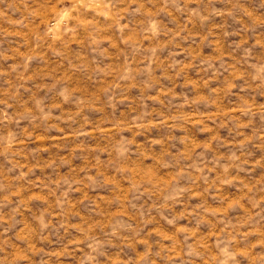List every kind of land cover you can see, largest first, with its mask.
I'll use <instances>...</instances> for the list:
<instances>
[{
	"label": "clouds",
	"instance_id": "1",
	"mask_svg": "<svg viewBox=\"0 0 264 264\" xmlns=\"http://www.w3.org/2000/svg\"><path fill=\"white\" fill-rule=\"evenodd\" d=\"M114 261L264 264V0H0V264Z\"/></svg>",
	"mask_w": 264,
	"mask_h": 264
},
{
	"label": "rangeland",
	"instance_id": "2",
	"mask_svg": "<svg viewBox=\"0 0 264 264\" xmlns=\"http://www.w3.org/2000/svg\"><path fill=\"white\" fill-rule=\"evenodd\" d=\"M36 138H37V140H43V139H44V137H42V136H39V135H38ZM114 264H116V262H115V261H114Z\"/></svg>",
	"mask_w": 264,
	"mask_h": 264
}]
</instances>
